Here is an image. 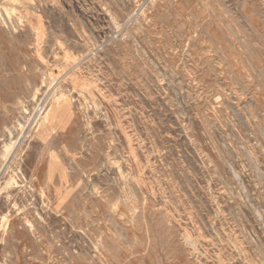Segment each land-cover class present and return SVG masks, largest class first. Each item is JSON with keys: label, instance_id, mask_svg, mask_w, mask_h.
Here are the masks:
<instances>
[{"label": "rangeland", "instance_id": "1", "mask_svg": "<svg viewBox=\"0 0 264 264\" xmlns=\"http://www.w3.org/2000/svg\"><path fill=\"white\" fill-rule=\"evenodd\" d=\"M0 264H264V0H0Z\"/></svg>", "mask_w": 264, "mask_h": 264}, {"label": "bare ground", "instance_id": "2", "mask_svg": "<svg viewBox=\"0 0 264 264\" xmlns=\"http://www.w3.org/2000/svg\"><path fill=\"white\" fill-rule=\"evenodd\" d=\"M68 68V67H67ZM62 74V73H61ZM5 150V149H4ZM5 151H7V150H5ZM8 153V152H7ZM21 157V156H20Z\"/></svg>", "mask_w": 264, "mask_h": 264}]
</instances>
